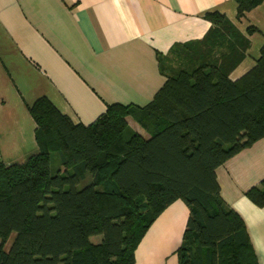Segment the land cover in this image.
I'll return each mask as SVG.
<instances>
[{
	"label": "trees",
	"instance_id": "trees-1",
	"mask_svg": "<svg viewBox=\"0 0 264 264\" xmlns=\"http://www.w3.org/2000/svg\"><path fill=\"white\" fill-rule=\"evenodd\" d=\"M235 2L240 20L264 0ZM205 19L202 39L157 55L165 82L144 107L109 105L82 125L46 98L33 103L38 153L0 163V264H134L149 227L176 200L188 208L179 264H257L216 170L264 138V47L231 81L250 41L224 15ZM246 195L264 207V180Z\"/></svg>",
	"mask_w": 264,
	"mask_h": 264
},
{
	"label": "crops",
	"instance_id": "crops-1",
	"mask_svg": "<svg viewBox=\"0 0 264 264\" xmlns=\"http://www.w3.org/2000/svg\"><path fill=\"white\" fill-rule=\"evenodd\" d=\"M236 10L235 0H0V163L22 164L38 153L29 108L40 98L82 125L109 105L149 104L165 82L157 55L202 39L207 13L224 15L248 37L229 77L240 79L264 47V2L240 20ZM216 178L264 264V207L246 195L264 180V138L220 166ZM187 218L182 200L170 204L136 248L134 264H179Z\"/></svg>",
	"mask_w": 264,
	"mask_h": 264
},
{
	"label": "rangeland",
	"instance_id": "rangeland-1",
	"mask_svg": "<svg viewBox=\"0 0 264 264\" xmlns=\"http://www.w3.org/2000/svg\"><path fill=\"white\" fill-rule=\"evenodd\" d=\"M129 125L131 127L132 130H134L135 132L139 133L141 136L143 137H147V133L146 131L142 130L134 121L130 120L129 121ZM90 182V176H87V178L80 183V186H82L83 184H88ZM13 239H14V234H12V236L8 239L7 241V248H9L13 242ZM101 240V237L100 236H97V237H92L90 239V241L93 243V244H98Z\"/></svg>",
	"mask_w": 264,
	"mask_h": 264
}]
</instances>
